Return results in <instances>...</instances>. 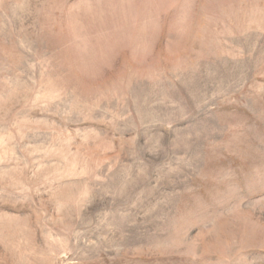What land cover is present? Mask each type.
<instances>
[{
  "label": "rangeland",
  "instance_id": "rangeland-1",
  "mask_svg": "<svg viewBox=\"0 0 264 264\" xmlns=\"http://www.w3.org/2000/svg\"><path fill=\"white\" fill-rule=\"evenodd\" d=\"M0 264H264V0H0Z\"/></svg>",
  "mask_w": 264,
  "mask_h": 264
}]
</instances>
